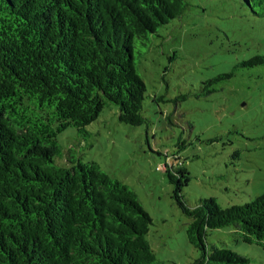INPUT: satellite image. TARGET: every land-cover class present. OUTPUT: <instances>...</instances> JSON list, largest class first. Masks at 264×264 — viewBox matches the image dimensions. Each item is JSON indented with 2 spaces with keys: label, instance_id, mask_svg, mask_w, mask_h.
I'll return each instance as SVG.
<instances>
[{
  "label": "trees",
  "instance_id": "obj_1",
  "mask_svg": "<svg viewBox=\"0 0 264 264\" xmlns=\"http://www.w3.org/2000/svg\"><path fill=\"white\" fill-rule=\"evenodd\" d=\"M262 5L264 0H243ZM185 0H0V264H154L151 218L136 192L95 161L64 153L57 136L86 126L113 104L118 120L138 126L146 87L133 64ZM141 54L139 51L138 54ZM139 54V55H140ZM239 65H264V54ZM232 72L205 80L201 90ZM211 86V87H210ZM185 94L178 98L184 100ZM172 197L189 219L191 264H249L208 231L233 226L244 243L264 249V191L240 205L213 197L189 205L190 175L181 161L164 168Z\"/></svg>",
  "mask_w": 264,
  "mask_h": 264
},
{
  "label": "rangeland",
  "instance_id": "obj_2",
  "mask_svg": "<svg viewBox=\"0 0 264 264\" xmlns=\"http://www.w3.org/2000/svg\"><path fill=\"white\" fill-rule=\"evenodd\" d=\"M185 1L183 13L158 27L148 48L134 45L146 122L123 123L109 104L85 127L87 136L72 126L57 136L64 153L58 163L67 164L71 152L136 192L151 218L154 264H191L199 257L186 240L189 219L172 197L164 171L169 162L179 160L189 172L183 195L191 206L202 197L221 207L240 205L264 191V65H239L264 54V2ZM229 71L230 78L212 84L214 92L201 90L205 80ZM180 94L184 100L172 101ZM207 241L264 264V249L242 242L231 225L209 230Z\"/></svg>",
  "mask_w": 264,
  "mask_h": 264
}]
</instances>
